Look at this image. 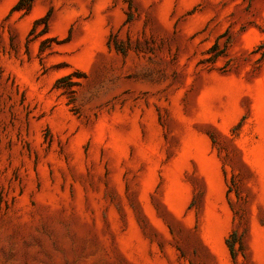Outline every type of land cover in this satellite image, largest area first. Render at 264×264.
I'll use <instances>...</instances> for the list:
<instances>
[{
	"label": "rangeland",
	"instance_id": "374dc122",
	"mask_svg": "<svg viewBox=\"0 0 264 264\" xmlns=\"http://www.w3.org/2000/svg\"><path fill=\"white\" fill-rule=\"evenodd\" d=\"M19 1L0 264H264V0Z\"/></svg>",
	"mask_w": 264,
	"mask_h": 264
},
{
	"label": "trees",
	"instance_id": "16d2710c",
	"mask_svg": "<svg viewBox=\"0 0 264 264\" xmlns=\"http://www.w3.org/2000/svg\"><path fill=\"white\" fill-rule=\"evenodd\" d=\"M25 0H20L14 7L15 11H21L23 9H29L30 8V4L28 3L27 5L24 4ZM230 250L232 251V246L229 245Z\"/></svg>",
	"mask_w": 264,
	"mask_h": 264
}]
</instances>
